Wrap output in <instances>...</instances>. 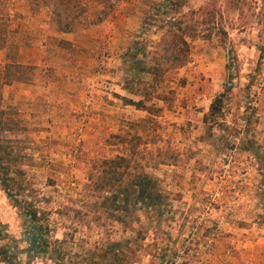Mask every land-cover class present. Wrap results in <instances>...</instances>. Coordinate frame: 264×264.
I'll return each instance as SVG.
<instances>
[{"label":"rangeland","instance_id":"374dc122","mask_svg":"<svg viewBox=\"0 0 264 264\" xmlns=\"http://www.w3.org/2000/svg\"><path fill=\"white\" fill-rule=\"evenodd\" d=\"M49 1L0 0V144L44 212L29 252L0 187V264H264V0H118L71 33ZM120 156L167 196L161 227L98 189Z\"/></svg>","mask_w":264,"mask_h":264},{"label":"trees","instance_id":"16d2710c","mask_svg":"<svg viewBox=\"0 0 264 264\" xmlns=\"http://www.w3.org/2000/svg\"><path fill=\"white\" fill-rule=\"evenodd\" d=\"M118 0H50L45 5L51 6L52 22L59 32L71 33L82 25H91L102 22L113 10ZM37 2V1H36ZM39 3V1H38ZM61 43H66L61 41ZM14 68L17 72L25 68L18 64H7L6 70ZM4 82L9 83L7 78ZM227 93L219 94L211 103L210 109L205 119L218 116L223 105V99ZM127 104L140 105V102H133L123 98ZM3 114L0 110V116ZM8 126H4L1 131H6ZM4 153V154H3ZM18 157L9 148L7 150L0 144V187L6 196L19 209L21 216L28 222L29 231L32 236L27 238L29 252L39 251V234L42 233L41 220L44 212H39L34 202L23 198L26 191L25 186L19 181L11 170L10 165L17 161ZM130 162L125 156H120L114 160L105 162L106 167L100 173L98 189H105L113 192V201L116 204V220L125 228L135 229L133 224L141 221V215L152 219L151 225L156 224L161 227L160 222L164 219V203L167 196L164 192H159L155 187L156 183L148 174H132L130 172ZM18 174L22 172L17 170ZM129 180V187L125 182ZM117 185L118 190H113ZM20 199V200H19ZM141 230L140 228L139 233ZM46 243V240L43 242ZM121 247V244H118ZM126 253L123 251V260H126Z\"/></svg>","mask_w":264,"mask_h":264}]
</instances>
